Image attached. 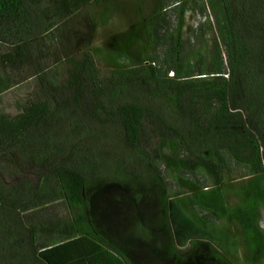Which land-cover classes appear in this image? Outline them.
<instances>
[{"label": "trees", "instance_id": "1", "mask_svg": "<svg viewBox=\"0 0 264 264\" xmlns=\"http://www.w3.org/2000/svg\"><path fill=\"white\" fill-rule=\"evenodd\" d=\"M118 4L0 0V264H264V0Z\"/></svg>", "mask_w": 264, "mask_h": 264}, {"label": "rangeland", "instance_id": "2", "mask_svg": "<svg viewBox=\"0 0 264 264\" xmlns=\"http://www.w3.org/2000/svg\"><path fill=\"white\" fill-rule=\"evenodd\" d=\"M136 2L141 3L142 12L149 13L151 7L153 6V0H119V12H117L118 17L113 21V25L101 26L97 24L93 26L91 21L87 20L85 17H80L79 22L72 24L73 32V46L82 47L84 44H89L90 46H103L104 42L112 35L119 32H123L127 27L132 24L136 19L137 15L133 12L136 11ZM204 18L199 12L190 11L187 14V25L189 28H196L199 23L203 22ZM103 67H107L103 64ZM25 89L23 87L16 88L4 96L3 107L5 110L12 112L15 110V100L22 98L24 96ZM238 171L234 174L237 176ZM264 225V221L262 222Z\"/></svg>", "mask_w": 264, "mask_h": 264}]
</instances>
